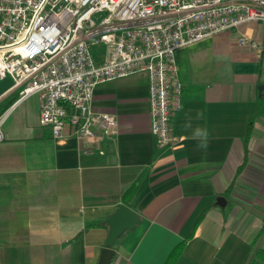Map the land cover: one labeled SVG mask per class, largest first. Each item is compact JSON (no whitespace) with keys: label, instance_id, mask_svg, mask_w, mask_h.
I'll return each mask as SVG.
<instances>
[{"label":"crops","instance_id":"0c3cea01","mask_svg":"<svg viewBox=\"0 0 264 264\" xmlns=\"http://www.w3.org/2000/svg\"><path fill=\"white\" fill-rule=\"evenodd\" d=\"M175 65L177 142L162 149L145 73L95 86L92 108L117 119L116 136L96 147L69 131L54 138L38 96L16 102L12 79H0V264H96L120 205L140 221L117 237L110 264H163L180 243L174 264H250L264 249V112L250 118L264 96V23L186 45Z\"/></svg>","mask_w":264,"mask_h":264},{"label":"built area","instance_id":"2783aa9c","mask_svg":"<svg viewBox=\"0 0 264 264\" xmlns=\"http://www.w3.org/2000/svg\"><path fill=\"white\" fill-rule=\"evenodd\" d=\"M251 21L264 23V0H0V79H12L16 102L38 96V122L54 138L69 131L96 147L116 136L117 119L92 108L95 86L145 73L150 132L162 149L177 142L175 52ZM99 45L96 64L91 50Z\"/></svg>","mask_w":264,"mask_h":264},{"label":"water","instance_id":"95a60500","mask_svg":"<svg viewBox=\"0 0 264 264\" xmlns=\"http://www.w3.org/2000/svg\"><path fill=\"white\" fill-rule=\"evenodd\" d=\"M259 94L264 91V85H258ZM217 204L219 206L224 205V199L222 197L217 198ZM140 221L136 212L131 210L125 205H120L110 215L106 222L109 225L107 233L105 247L100 251L96 264H110L114 256V249L112 248L117 237L125 230H131Z\"/></svg>","mask_w":264,"mask_h":264},{"label":"trees","instance_id":"16d2710c","mask_svg":"<svg viewBox=\"0 0 264 264\" xmlns=\"http://www.w3.org/2000/svg\"><path fill=\"white\" fill-rule=\"evenodd\" d=\"M257 112H264V96L259 98L257 101V106L255 110L252 112L251 120L257 114ZM137 188V183L135 185L130 186L126 191H124L122 195V201L124 204L127 205V201L131 198V195L134 194ZM264 222V218H263ZM183 243H180L176 247H174L170 253L168 254L167 258L163 262V264H174L176 258L180 254L182 249ZM250 264H264V249H257L253 255L252 261Z\"/></svg>","mask_w":264,"mask_h":264},{"label":"rangeland","instance_id":"374dc122","mask_svg":"<svg viewBox=\"0 0 264 264\" xmlns=\"http://www.w3.org/2000/svg\"><path fill=\"white\" fill-rule=\"evenodd\" d=\"M96 50H97V51H104V47H103L102 45H99V46H95V47H93L92 50H91L92 56H94V54H95L94 52H95Z\"/></svg>","mask_w":264,"mask_h":264},{"label":"clouds","instance_id":"9594fccd","mask_svg":"<svg viewBox=\"0 0 264 264\" xmlns=\"http://www.w3.org/2000/svg\"><path fill=\"white\" fill-rule=\"evenodd\" d=\"M201 146H203V145H201Z\"/></svg>","mask_w":264,"mask_h":264}]
</instances>
